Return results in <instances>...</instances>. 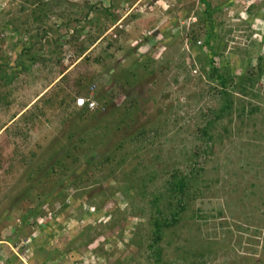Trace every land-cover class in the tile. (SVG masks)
<instances>
[{
	"label": "rangeland",
	"instance_id": "rangeland-1",
	"mask_svg": "<svg viewBox=\"0 0 264 264\" xmlns=\"http://www.w3.org/2000/svg\"><path fill=\"white\" fill-rule=\"evenodd\" d=\"M228 1L209 0L221 67L258 82L232 93L245 113L205 136L221 87L191 48L206 32L198 0H0V264H153L150 195L169 215L174 176L190 174L162 263L264 264V0ZM24 54L37 60L20 74ZM80 97L102 112L82 114ZM129 105L137 118L103 139L97 126ZM142 131L139 147L122 145ZM61 157L69 168L51 173Z\"/></svg>",
	"mask_w": 264,
	"mask_h": 264
},
{
	"label": "trees",
	"instance_id": "trees-1",
	"mask_svg": "<svg viewBox=\"0 0 264 264\" xmlns=\"http://www.w3.org/2000/svg\"><path fill=\"white\" fill-rule=\"evenodd\" d=\"M200 7L202 8V13L203 15L199 16V20L198 23L199 25H204L202 29H205V35H203V40L201 41L200 36H198V34L192 32L191 34H189L190 41H191V48L193 47L194 50L196 51L195 56H197L198 54H202L204 51H206V58H205V71L207 69L208 71V78L211 79L212 81H217V83L219 84L220 91L218 93V95H216V97H219V104L220 107L216 108V107H211L209 109V112H211L212 116H213V120L211 122H208L207 127H205L204 129L201 130V132L203 133V135L207 136L209 133L208 131L210 130V126L216 122V124H221V118H222V114L225 112L227 115L230 116V118H233L234 114H238L239 116L243 115L245 113V108H241L240 110V114L234 112V106H235V100L233 97V91L234 89L239 91L243 96H248L250 91H252V89L254 88V84L256 82H258V79H255L252 76H249L248 74H244L243 76L239 77V80L237 83H234V79H235V75L229 71H224V69L221 67L222 65V51L219 45H216V41L218 39V28L220 27L217 18L214 16L215 15V10L212 8L211 3L209 2V0H198ZM231 0L228 1V3H225L224 6L226 5H230L231 4ZM76 33H78V30H76ZM157 33V32H156ZM66 35H68L67 33L64 34L63 38H66ZM75 35V34H73ZM262 44L264 45V34L262 35L261 38ZM198 52V53H197ZM220 61H219V59ZM144 59V57L142 58ZM36 56H32V57H27L26 54H24L23 56H20L16 62V67L19 69V73H26L29 72L31 66L33 65V63L36 61ZM142 60H140L139 62L141 63ZM150 61V60H148ZM264 61L263 56L259 57L258 60V74L259 76L261 74H263L264 72V67L262 66ZM143 65H145V63H143ZM221 68L223 70H221ZM1 71V69H0ZM222 71V72H221ZM224 71V72H223ZM2 79H4V77H1ZM128 80H130V77L128 78ZM256 80V81H255ZM123 87V86H122ZM125 88V87H123ZM233 89V90H231ZM221 96V97H220ZM135 99V98H134ZM136 101V100H135ZM218 104V102L216 103ZM105 105V104H104ZM131 105H129L128 107H126V110L124 112V115L122 116L123 120L120 122H111L109 123L107 120H105V115L103 114L102 116L104 117L103 119L105 120V122L103 123V126L98 125L97 128H101L102 130V138H106V136L108 134H110L112 131H120L124 126H127L129 122L134 121L137 116H132L134 114V112L131 111L130 108ZM133 106V105H132ZM105 107V106H104ZM99 104L97 103V107L93 110L88 109L87 107H83L80 108V111L82 112V114H93L95 111H99L102 112V110H99ZM118 110L120 109H116L115 111L113 110V113H116ZM103 111L104 108H103ZM121 114H123L122 110ZM258 111L257 107L251 108L249 110V113H256ZM230 121H232V119H230ZM116 126V127H115ZM225 128V127H224ZM226 131V128H225ZM146 133H144V131H142L141 135H139L138 133L134 134L133 132L128 136V138H125V141L122 142V145H126V142L129 141L130 145H137L138 147L140 146L139 143L142 142H146L145 138ZM142 140V141H141ZM82 142L85 141V139L81 140ZM124 145V146H125ZM121 147V146H120ZM72 150V149H71ZM71 150H69V154L66 155L67 156L70 155ZM77 161V159H75V162ZM111 161V160H110ZM69 166L68 164L65 163V160L61 158H58L54 161V163L51 165L50 169L52 170L51 173H55V174H64L65 170L68 169ZM198 175H192L190 174V176H180L179 178H177V175L174 176V180L173 182H171L172 184V188L170 187V190L172 192V194L177 197V201L176 203L174 202H170L168 203L167 207H168V212L169 215L167 216H162V212L160 210V197L154 196L153 194H151L150 196L152 197V207L155 208V215H152L151 217V234L152 237L149 241L148 247L153 250L154 254H153V264H163L162 263V248H161V244L163 242V237L165 236V233L167 232V230L169 228L174 227L175 225H177L179 223V221H181L182 219V214L184 212H186V201L185 199L189 197V193H190V188H189V182L190 184L192 182H194L197 179ZM189 180V181H188ZM145 181V180H144ZM70 185H68L69 187ZM146 186L144 185V182L141 183L138 193L143 190L142 192H140L142 195L146 196L148 194H146V190H145ZM63 189L60 191L59 197L64 198L65 201H68V196L65 194V190ZM124 189H126V193L129 192V189H133V187H125ZM59 198V199H61ZM28 217L30 216H39V213H31V211L28 212ZM48 233V231H47ZM30 247L28 245H26L23 249H22V253L23 255H27L26 252ZM48 251V250H47ZM45 251L44 255H46L45 259L50 257V253ZM193 257H197L195 253L192 254ZM188 256V255H187ZM184 257L183 256V260L184 259H188V257ZM0 258H5V256L1 255L0 252Z\"/></svg>",
	"mask_w": 264,
	"mask_h": 264
},
{
	"label": "built area",
	"instance_id": "built-area-1",
	"mask_svg": "<svg viewBox=\"0 0 264 264\" xmlns=\"http://www.w3.org/2000/svg\"><path fill=\"white\" fill-rule=\"evenodd\" d=\"M79 108L87 107L88 109H95L97 107V102L93 99H89L86 97H80L76 102ZM1 264H4L3 262Z\"/></svg>",
	"mask_w": 264,
	"mask_h": 264
},
{
	"label": "clouds",
	"instance_id": "clouds-1",
	"mask_svg": "<svg viewBox=\"0 0 264 264\" xmlns=\"http://www.w3.org/2000/svg\"><path fill=\"white\" fill-rule=\"evenodd\" d=\"M92 2L94 3V0H92ZM125 5H126V7H127L128 4L126 3ZM115 38H117V37L115 36ZM76 102H77V101H76ZM76 105H77V104H76Z\"/></svg>",
	"mask_w": 264,
	"mask_h": 264
}]
</instances>
